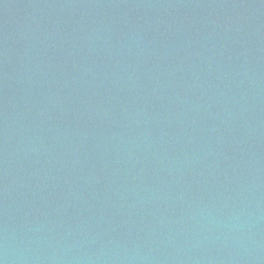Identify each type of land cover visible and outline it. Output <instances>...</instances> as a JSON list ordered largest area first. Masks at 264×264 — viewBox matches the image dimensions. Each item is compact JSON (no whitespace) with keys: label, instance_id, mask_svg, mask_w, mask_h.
I'll use <instances>...</instances> for the list:
<instances>
[{"label":"water","instance_id":"water-1","mask_svg":"<svg viewBox=\"0 0 264 264\" xmlns=\"http://www.w3.org/2000/svg\"><path fill=\"white\" fill-rule=\"evenodd\" d=\"M0 264H264V0H0Z\"/></svg>","mask_w":264,"mask_h":264}]
</instances>
